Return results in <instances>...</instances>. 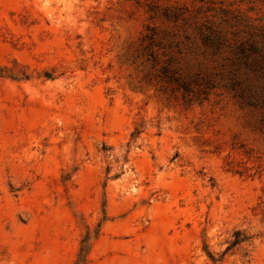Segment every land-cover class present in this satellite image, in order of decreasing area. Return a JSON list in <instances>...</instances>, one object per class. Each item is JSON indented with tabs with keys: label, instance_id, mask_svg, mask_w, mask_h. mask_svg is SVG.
<instances>
[{
	"label": "rangeland",
	"instance_id": "374dc122",
	"mask_svg": "<svg viewBox=\"0 0 264 264\" xmlns=\"http://www.w3.org/2000/svg\"><path fill=\"white\" fill-rule=\"evenodd\" d=\"M0 264H264V0H0Z\"/></svg>",
	"mask_w": 264,
	"mask_h": 264
},
{
	"label": "trees",
	"instance_id": "16d2710c",
	"mask_svg": "<svg viewBox=\"0 0 264 264\" xmlns=\"http://www.w3.org/2000/svg\"><path fill=\"white\" fill-rule=\"evenodd\" d=\"M242 240H240L239 238H238V240H236V242H235V244H238V243H240ZM214 261H216V260H214Z\"/></svg>",
	"mask_w": 264,
	"mask_h": 264
}]
</instances>
